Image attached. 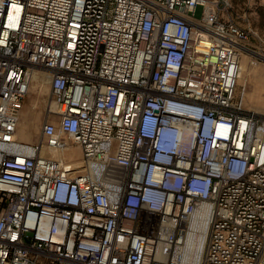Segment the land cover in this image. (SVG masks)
Segmentation results:
<instances>
[{
    "label": "built area",
    "instance_id": "2783aa9c",
    "mask_svg": "<svg viewBox=\"0 0 264 264\" xmlns=\"http://www.w3.org/2000/svg\"><path fill=\"white\" fill-rule=\"evenodd\" d=\"M226 7L0 0V264H193L195 216L196 264H264V114L236 97L251 50ZM33 72L50 100L29 143ZM69 140L77 163L41 153Z\"/></svg>",
    "mask_w": 264,
    "mask_h": 264
},
{
    "label": "rangeland",
    "instance_id": "374dc122",
    "mask_svg": "<svg viewBox=\"0 0 264 264\" xmlns=\"http://www.w3.org/2000/svg\"><path fill=\"white\" fill-rule=\"evenodd\" d=\"M222 1V0H210ZM227 7L224 10V18H229L248 32L247 47L251 52L261 55L253 56L249 52L241 55L240 63L244 72L237 80L236 97L242 96L243 107L247 110L264 114V0H226ZM221 5V3H220ZM202 6L197 5L193 16H201ZM244 65V66H243ZM41 75L40 72H38ZM39 82L31 83L29 93L24 100L21 111L16 138L29 143H35L40 138L41 125L47 112V104L50 100L49 84L43 83V91L36 90ZM71 149L57 156L54 150H44L42 153L62 160L75 161L80 159V150L70 140Z\"/></svg>",
    "mask_w": 264,
    "mask_h": 264
},
{
    "label": "bare ground",
    "instance_id": "6f19581e",
    "mask_svg": "<svg viewBox=\"0 0 264 264\" xmlns=\"http://www.w3.org/2000/svg\"><path fill=\"white\" fill-rule=\"evenodd\" d=\"M248 52L249 51H247V53ZM249 53L252 54L253 56L257 55L258 57L263 58L261 55H258L257 53H254L251 51ZM242 72H244V67L242 68V63H240V71H239L238 79L240 78ZM35 82H39V84L36 86V90L39 92L43 91L42 86H43L44 82H47L49 84V80L44 78L43 74L39 75L37 72H33L32 84ZM30 88H31V86H30ZM50 106H51V108H54L53 103ZM15 137H16V135H15ZM69 148L71 149L70 144L65 146L63 149H49V150L56 151L57 156H60L61 154H64V152ZM50 157H53V156H50ZM53 158L62 160L60 157H53ZM196 217L197 216L192 217L189 220V222L187 223V227H186L187 228V234H186V238H185L186 248H188V251L190 252L191 262L193 264H196V263H199L202 261V256L204 253V243H205V239H206V225L204 223H199L198 219Z\"/></svg>",
    "mask_w": 264,
    "mask_h": 264
},
{
    "label": "crops",
    "instance_id": "0c3cea01",
    "mask_svg": "<svg viewBox=\"0 0 264 264\" xmlns=\"http://www.w3.org/2000/svg\"><path fill=\"white\" fill-rule=\"evenodd\" d=\"M24 142V141H23Z\"/></svg>",
    "mask_w": 264,
    "mask_h": 264
}]
</instances>
